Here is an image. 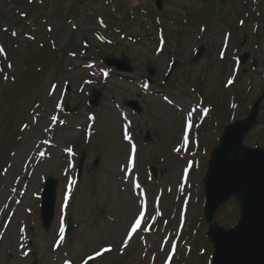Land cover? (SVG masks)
I'll return each instance as SVG.
<instances>
[{"label": "rangeland", "instance_id": "1", "mask_svg": "<svg viewBox=\"0 0 264 264\" xmlns=\"http://www.w3.org/2000/svg\"><path fill=\"white\" fill-rule=\"evenodd\" d=\"M155 1L0 0V264L31 262L27 249L39 264H209L201 180L221 128L264 92V0H162L159 11ZM122 54L128 76L101 61ZM18 75L22 86L11 82ZM94 89L101 97L91 108ZM135 95L139 114L124 106ZM65 102L77 110L64 112ZM244 145L264 148V98ZM47 177L56 200L45 231L38 205ZM237 219L234 199L214 216L224 228Z\"/></svg>", "mask_w": 264, "mask_h": 264}, {"label": "water", "instance_id": "2", "mask_svg": "<svg viewBox=\"0 0 264 264\" xmlns=\"http://www.w3.org/2000/svg\"><path fill=\"white\" fill-rule=\"evenodd\" d=\"M154 5L160 10L161 0H156ZM201 52L202 48L195 58ZM246 59V53L240 56L242 63ZM103 62L120 72L131 71L125 56L119 59L105 57ZM176 64L174 62L170 70ZM99 96L98 91H90L89 105L96 106ZM263 98L264 93L257 97L244 119L236 120L223 128L217 145L209 153L202 179V216L207 225L206 239L212 246L209 264H264V148L244 145V137L257 122ZM125 104L140 111L135 101ZM144 140H149L148 133ZM82 158L78 164L77 177ZM150 172L154 175L153 168ZM55 185L54 179L47 178L41 193L40 216L45 229L49 227L53 216ZM231 199L236 201L238 219L230 228H224L214 221V216L219 207ZM69 229L68 225V231Z\"/></svg>", "mask_w": 264, "mask_h": 264}, {"label": "snow or ice", "instance_id": "3", "mask_svg": "<svg viewBox=\"0 0 264 264\" xmlns=\"http://www.w3.org/2000/svg\"><path fill=\"white\" fill-rule=\"evenodd\" d=\"M12 34L15 35V33H12ZM3 51L4 50L2 48H0V52H3ZM221 55H223V53H221ZM228 83L231 84L232 81L229 80ZM54 88H55V86H53V89ZM57 106H59V105H57ZM194 111H195V109H192L191 111H189L187 113V116H186L185 129H184V135H183V142L185 145L188 142L187 132H188V130H190L193 127V125H192V114ZM203 113L206 115L208 113V109L207 108L203 109ZM51 119L53 122H55L57 120V117L52 116ZM25 127H27V125H25ZM124 138L129 139L127 134H125ZM68 151H71V150L69 149ZM133 151H134V149H133ZM176 151L179 152L180 148H177ZM41 155H43V153H41ZM185 171H187V170H185ZM67 201H68V196L65 195V197H64L65 206L67 205ZM143 216H144V211L141 210L139 213V216L135 219V222L130 226V230L127 232V239L123 242V247H127L128 241L132 238L133 234L136 233L138 229H140L142 221H143ZM145 230H149V229L145 228ZM61 239H63V227H61ZM174 248H175V245H173V249ZM108 251H111L110 247L104 248L101 251L96 252L95 256H97V257L101 256L104 252H108ZM24 255L26 256L27 252H25ZM88 259H94V257H89ZM169 259H171V257H169ZM65 264H70V262L65 261ZM84 264H87V261H85Z\"/></svg>", "mask_w": 264, "mask_h": 264}, {"label": "trees", "instance_id": "4", "mask_svg": "<svg viewBox=\"0 0 264 264\" xmlns=\"http://www.w3.org/2000/svg\"><path fill=\"white\" fill-rule=\"evenodd\" d=\"M19 77L22 78V75L21 76L19 75Z\"/></svg>", "mask_w": 264, "mask_h": 264}]
</instances>
